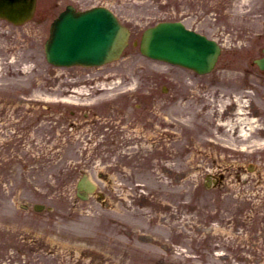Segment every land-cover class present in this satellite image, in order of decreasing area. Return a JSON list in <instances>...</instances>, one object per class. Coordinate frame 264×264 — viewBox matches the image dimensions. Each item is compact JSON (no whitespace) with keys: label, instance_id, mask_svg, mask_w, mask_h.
<instances>
[{"label":"rangeland","instance_id":"1","mask_svg":"<svg viewBox=\"0 0 264 264\" xmlns=\"http://www.w3.org/2000/svg\"><path fill=\"white\" fill-rule=\"evenodd\" d=\"M67 2L107 6L131 29L121 60L99 69L46 61ZM161 21L219 42L216 69L200 76L142 56L143 31ZM263 48L264 0H38L28 24L0 21V264H221L206 250L204 141L235 96L253 98L251 135L264 140V74L253 66ZM118 106L139 121L135 146L112 145ZM118 160L126 175L111 172ZM85 172L115 207L77 198Z\"/></svg>","mask_w":264,"mask_h":264},{"label":"water","instance_id":"2","mask_svg":"<svg viewBox=\"0 0 264 264\" xmlns=\"http://www.w3.org/2000/svg\"><path fill=\"white\" fill-rule=\"evenodd\" d=\"M12 12L3 17L23 22ZM127 42L118 22L104 10L84 15H63L52 27L46 44L48 60L56 65H99L117 58ZM143 52L153 58L193 68L205 73L213 67L219 46L177 23H162L147 30ZM264 68V60L261 61Z\"/></svg>","mask_w":264,"mask_h":264},{"label":"flooded vegetation","instance_id":"3","mask_svg":"<svg viewBox=\"0 0 264 264\" xmlns=\"http://www.w3.org/2000/svg\"><path fill=\"white\" fill-rule=\"evenodd\" d=\"M215 153L220 155L221 151ZM225 156L241 160L238 153H225ZM208 157L209 167L216 171L210 168L207 171L211 180L207 183L211 201L207 210V251H219L226 257L224 264H264V171L255 172L250 162H236L230 169L226 163L213 159L214 154ZM254 158L264 165V154ZM244 173H252L254 177L243 176ZM215 178L221 183H212ZM241 256L249 257L251 262H243L244 259L238 258Z\"/></svg>","mask_w":264,"mask_h":264},{"label":"bare ground","instance_id":"4","mask_svg":"<svg viewBox=\"0 0 264 264\" xmlns=\"http://www.w3.org/2000/svg\"><path fill=\"white\" fill-rule=\"evenodd\" d=\"M236 122H238V121H236ZM223 126H224V128L226 129V128H230V127H232V125L230 124V123H226V124H223ZM248 131L245 129V128H241V129H239L237 132H236V134L238 135V136H243V138H245L247 135H248Z\"/></svg>","mask_w":264,"mask_h":264}]
</instances>
